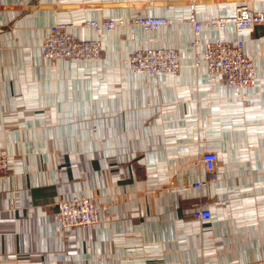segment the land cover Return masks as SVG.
Instances as JSON below:
<instances>
[{
    "label": "crops",
    "instance_id": "obj_1",
    "mask_svg": "<svg viewBox=\"0 0 264 264\" xmlns=\"http://www.w3.org/2000/svg\"><path fill=\"white\" fill-rule=\"evenodd\" d=\"M192 1L201 21L264 0H0V264H264V24L206 26L203 39L244 42L256 85L229 89L193 63ZM161 16L172 28L106 34L92 63L51 62L52 25ZM173 48L177 74L133 75L137 50ZM218 156L217 180L201 157ZM95 199L91 230L57 227L56 202ZM208 201L210 220L193 217Z\"/></svg>",
    "mask_w": 264,
    "mask_h": 264
},
{
    "label": "built area",
    "instance_id": "obj_2",
    "mask_svg": "<svg viewBox=\"0 0 264 264\" xmlns=\"http://www.w3.org/2000/svg\"><path fill=\"white\" fill-rule=\"evenodd\" d=\"M195 1L189 5L190 16L188 24L194 32L190 42L195 67L205 65L212 76L220 78L231 90L241 92L255 87L257 77L253 61L244 51V42L238 40L229 42L221 36L203 39L206 26L223 29L233 25L238 31L250 30L255 25L264 24L263 12H250L247 7L239 8L238 12L227 17H216L201 21L196 16ZM175 22L161 16H141L127 23L121 19L105 18L101 20H86L82 27L94 32V37L79 38L74 30L77 25L73 22H60L50 27L41 45L44 59L56 61H72L75 63H92L103 56V38L117 30L129 28L134 34L140 28L145 32H155L160 28H172ZM126 69L133 75L177 74L182 68V56L173 48H149L132 52L125 60ZM11 155L0 148V176L8 173L11 167ZM202 164L210 174L206 181L191 185L193 189H202L217 180L215 171L218 156L215 152L202 155ZM208 201L194 204L193 217L198 220H210L212 213L208 209ZM57 227L60 230L80 228L91 230L101 219L95 199L89 196H72L56 202Z\"/></svg>",
    "mask_w": 264,
    "mask_h": 264
}]
</instances>
